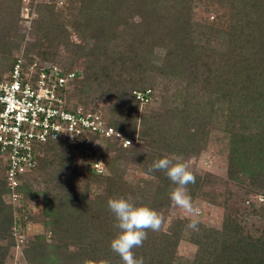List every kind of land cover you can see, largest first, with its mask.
I'll use <instances>...</instances> for the list:
<instances>
[{"label":"trees","instance_id":"16d2710c","mask_svg":"<svg viewBox=\"0 0 264 264\" xmlns=\"http://www.w3.org/2000/svg\"><path fill=\"white\" fill-rule=\"evenodd\" d=\"M198 1L203 2L48 0L37 4L36 39L21 49L25 36L20 26L22 0H0V53L5 54L4 58L21 51L25 67L39 61L46 68L58 66L68 72L75 68V62L89 56L84 68L78 70L77 76L68 84L74 92L68 104L71 108L83 104L100 112L107 126L123 136L120 140L113 135L92 134L90 139L95 142V148H92V141L86 143L87 136L76 142H67L60 137L35 144L37 165L21 175L17 191L23 200L41 198V212L36 217H50L55 225L53 232L57 242L51 244L49 252L29 256L32 264H123L116 253L106 246L101 247L103 241L81 239L82 226L99 227L107 226L109 221L116 222L107 206L109 198L130 196L142 205L152 199L153 205L147 206L154 210L158 208L157 211L170 204L169 192L174 185L164 172H150L149 169L155 160L165 156L199 151L196 143L205 138L207 116L212 112L208 113L200 105L199 97L205 98L200 92L232 106L236 105L233 97L240 95L241 107L240 101L251 99L258 108V129L229 131L228 175L233 180L245 176L264 188V35L261 41L258 37L253 42L247 38L238 49L235 44L218 56L212 47L217 27L194 18ZM220 1L225 4L227 0ZM236 1L242 4L232 1L236 9L228 11L234 15L225 18V11L222 18L229 23L239 21L243 12L251 14L254 10L261 15L264 32V0ZM59 2L62 5H58ZM132 15L140 17L143 26L130 21ZM123 23L127 25L125 33L118 31ZM249 25L254 28L253 23L249 22ZM231 26H235V22ZM45 31L57 33L60 38L43 41ZM73 34L80 42L72 40ZM157 49L164 51L163 56H157ZM158 76L177 79L181 87L169 96L159 93V100L155 93ZM173 96L177 97L168 101ZM161 101L167 106L166 116L153 107ZM232 106L233 117L235 108ZM192 120L197 121L194 130L190 129ZM124 139L130 144L124 145ZM150 141H154L155 146L145 144ZM81 151L83 154L91 152V164L85 172L78 171L70 179L64 170L72 166L73 157ZM100 159L105 165L103 172H97L93 167ZM45 165L55 168L44 172L42 167ZM132 166L150 178L129 181L125 174ZM195 177V183L188 186L200 184L199 177ZM87 181L98 182L102 193L92 198L84 188ZM11 194L6 177L0 174V236H9L11 243L7 248L0 245L3 264L10 248L18 243L14 233L18 223L26 225L28 220L36 219L26 205H14ZM246 202L250 209L247 217L264 220V203L249 199ZM181 225L183 223L178 222L176 229L164 231L163 238L151 246L147 244L150 241L145 240L141 247L134 249L135 256L143 257L144 264H183L174 255ZM198 227L201 229L195 231V237L215 238L216 231H209L202 224ZM221 228L222 232L218 234L222 245L216 259H212L215 247L195 239L199 250L194 264H223L222 255L230 247L236 254L230 264H264V226L259 229L260 233L252 234L242 220L226 217ZM37 237L42 239L41 235ZM75 241L79 244V252L70 255L67 248ZM147 248L150 250L148 256L142 251Z\"/></svg>","mask_w":264,"mask_h":264},{"label":"rangeland","instance_id":"374dc122","mask_svg":"<svg viewBox=\"0 0 264 264\" xmlns=\"http://www.w3.org/2000/svg\"><path fill=\"white\" fill-rule=\"evenodd\" d=\"M45 1L48 0H22L21 2L20 26L21 31L25 32L21 49L26 48L29 44V41H34L36 39L35 33L37 34V32L35 28L38 18V14L36 13L37 4ZM60 1L65 2L66 0ZM232 1L237 3V5L242 4L240 1L237 2L236 0H231V2L227 0L225 4H221L220 0L211 2L208 0H203V2L198 1V4L194 10L195 20L209 24L214 23L213 25L217 27L216 29H218V31H216L215 38L212 41V47L215 48L218 56L222 55L228 50H231L232 46L235 44H238V49L239 45L244 43L247 38L253 42V40L258 37V41H261V37L264 35L261 25V15L257 11L253 10L251 14H248V12H243L244 14L239 21L232 20V22L229 23V21L225 19L234 15L233 13H229L232 11V9H236V6H232ZM58 5H62V3L59 2ZM225 11L227 16L225 15V18H222V15ZM219 17L220 20L222 19V21L218 20ZM130 21L138 26H143V20L137 15H132L130 17ZM234 22L235 26H231V24ZM249 22L254 24V28L250 27ZM126 30L127 25L125 23L121 24L118 28V31L122 33H125ZM57 38H60L59 34L45 31L42 40L45 41L46 39ZM72 40L80 42V39L76 34L72 35ZM61 50L63 52V47H61ZM156 52L157 56H163L164 54L162 49H157ZM17 53L18 52H13L12 56L8 58H4L5 54L3 52L0 53V66H2L0 73L3 71V69L5 70L4 67L11 65L15 56H17ZM88 57L89 56H84L83 58L79 59L77 62H75L74 67L78 70H82L88 60ZM251 57L254 58L252 54ZM155 80V93L158 95L159 100V93H167L169 96L173 93V91H177L181 87V84H178L177 79L171 80L163 76H158ZM199 89H201L200 85ZM179 94L177 96H179ZM199 94H204L205 96V98L202 96L199 97L198 101L200 102V105L208 113L212 110L210 116H207L208 119L205 130V138L197 141L196 144H199V146L196 150L199 149L198 152H182L178 156L189 164L190 170L200 179L199 185L196 184L193 186H188L189 193L192 197L194 207L197 210L196 218H198L199 224H202L209 231H216L215 238L212 235V237L209 239H206L205 236L195 237V231H191L186 227L191 217L182 209L173 206L172 202H170V204L166 205L165 208L160 211H157L158 208L156 206L157 209H155V211H157L163 217L164 222L160 231H148L146 239L147 241H150L147 242V244H150L151 246L153 243L159 241L160 238H163L164 231L170 230L171 228L174 230L177 228L178 222L183 223V225H181V232H179L180 239L174 253L175 257L179 259V261L183 262V264H194V261L196 260L199 246L194 242L195 239H201L205 245H209L213 248L215 247L216 253L212 259L213 261L216 259L219 247L222 245L220 243V241L222 242V238L219 236L218 232H222V223L226 217H237L238 220H242L247 225V230H249L252 234L253 232L260 233L259 229L264 226V220L254 217H247V212L250 209L246 202V199H249L264 203V188H261L258 186V184L253 183L245 176H241L239 180H233L229 178L228 175L229 147L231 139L229 131L231 129H241L245 131L258 129L259 122L257 115H259V110L253 104V102H251V99L243 102L240 101L242 104L241 107L238 101V96L240 95L233 97L236 105L232 106L227 102L216 100L215 97L213 100L208 93L205 94L204 92H200ZM192 96L193 95H189V97ZM176 97L173 96L168 101H173ZM99 103L102 102L100 101ZM230 106L235 108L233 117ZM153 107L158 109L159 113H163L165 116L167 115V106L164 105V101H161L158 104H153ZM196 123L197 121H191V130H194ZM145 144L153 147L156 143L154 141H150L149 143L147 142ZM92 148H95V146ZM83 153L81 151L79 154L76 153V156L73 157L72 166L64 170L66 177L71 179L76 174V172H85L86 168L91 164V152L89 151L88 153ZM99 154L101 155L100 151ZM98 162L102 163L105 170V165L102 159H100ZM54 168V165H45L42 167L44 172L53 171ZM125 176L129 181H140L141 177L148 179L150 178L147 174L141 173L135 166L130 167L126 171ZM101 187L102 186H100L98 182L95 183L87 181L84 184L86 192H88L92 198L95 195L102 193ZM40 199L41 198L25 199V203H21V206L26 205V207L29 208V213L32 214L31 216L36 217V215L41 212ZM152 201L153 200L151 199V202L146 204V206L149 204L153 205ZM134 202L136 203L137 201ZM155 204L156 203L154 202V205ZM18 217V221H20V216L18 215ZM115 223L116 222L109 221L107 226H82L84 233L81 234V239L84 241H93L92 239L96 238L99 241H103V245L101 247L106 246L109 250H111L110 241L118 232V229L115 227ZM54 226V222L51 221L50 217L45 218L43 215L40 218L36 217V219L28 220L26 225L19 222L17 227L14 229L15 237L16 240L18 239V243L16 246H12L10 248L9 254L4 264H32L29 260L30 258H28L29 256H32L37 252H49L51 250V244L54 241L57 242L56 237L54 239ZM39 235L42 236V239L44 236L45 241H41L42 239L37 237ZM85 235L86 237H84ZM0 245H2L4 248H7L8 245H11L9 236H0ZM242 245L245 244L242 243ZM79 249V244L76 241L71 242L67 248L70 255L78 253ZM142 251L147 254L146 256H148V251L150 250L147 248L146 250ZM232 251L233 250L230 247L226 254L222 255V258H224L223 264H230L229 262L232 261L231 259L236 256V254H233ZM112 261H114V259ZM1 264L3 263L1 262ZM209 264H213V262Z\"/></svg>","mask_w":264,"mask_h":264},{"label":"built area","instance_id":"2783aa9c","mask_svg":"<svg viewBox=\"0 0 264 264\" xmlns=\"http://www.w3.org/2000/svg\"><path fill=\"white\" fill-rule=\"evenodd\" d=\"M23 63L21 52L0 73V174L12 191V203L20 206L25 201L17 187L21 175L37 165V142L60 137L76 142L87 136L86 143H91L90 135L97 133L123 140L121 133L107 126L100 112L83 104L69 106L74 92L68 84L78 69L63 72L58 66L46 68L39 61L27 67ZM128 142L124 139V145ZM91 144L95 146V142ZM93 167L97 172L104 171L101 162Z\"/></svg>","mask_w":264,"mask_h":264},{"label":"clouds","instance_id":"9594fccd","mask_svg":"<svg viewBox=\"0 0 264 264\" xmlns=\"http://www.w3.org/2000/svg\"><path fill=\"white\" fill-rule=\"evenodd\" d=\"M149 171L165 173L174 185L169 192L172 205L182 209L191 217L186 225L187 229L198 231L197 210L188 189V185L195 183L196 177L190 170L189 164L173 154L155 160ZM107 206L115 218V227L118 229L117 234L110 241L111 250L120 257L123 264H144L143 257L137 258L134 249L143 245L148 231L161 230L163 217L149 206L135 203L130 196L109 198Z\"/></svg>","mask_w":264,"mask_h":264}]
</instances>
